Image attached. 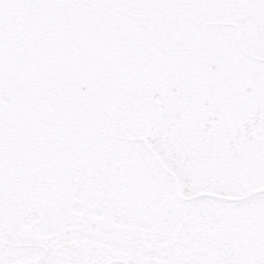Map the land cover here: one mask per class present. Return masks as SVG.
Masks as SVG:
<instances>
[{"label": "snow or ice", "instance_id": "1", "mask_svg": "<svg viewBox=\"0 0 264 264\" xmlns=\"http://www.w3.org/2000/svg\"><path fill=\"white\" fill-rule=\"evenodd\" d=\"M0 264H264V0H0Z\"/></svg>", "mask_w": 264, "mask_h": 264}]
</instances>
